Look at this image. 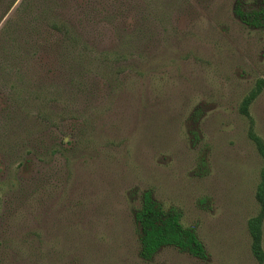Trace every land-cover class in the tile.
I'll list each match as a JSON object with an SVG mask.
<instances>
[{
    "label": "rangeland",
    "instance_id": "obj_1",
    "mask_svg": "<svg viewBox=\"0 0 264 264\" xmlns=\"http://www.w3.org/2000/svg\"><path fill=\"white\" fill-rule=\"evenodd\" d=\"M261 5L0 0V264H264ZM148 190L206 259L142 257Z\"/></svg>",
    "mask_w": 264,
    "mask_h": 264
},
{
    "label": "trees",
    "instance_id": "obj_2",
    "mask_svg": "<svg viewBox=\"0 0 264 264\" xmlns=\"http://www.w3.org/2000/svg\"><path fill=\"white\" fill-rule=\"evenodd\" d=\"M237 13L245 22L254 26L264 27V0H262V5L259 8L249 11L237 8ZM255 139L258 141L260 150L264 155V147L261 140L256 136ZM257 198L261 205V211L251 220L250 230L253 238V251L256 257L263 262L264 168ZM136 219L141 227V255L143 258H153L165 246H175L195 257L207 258L205 245L199 239L196 231L182 223L181 215L178 212L166 210L159 204L154 199L152 191L148 190L144 193L143 203L136 214Z\"/></svg>",
    "mask_w": 264,
    "mask_h": 264
}]
</instances>
